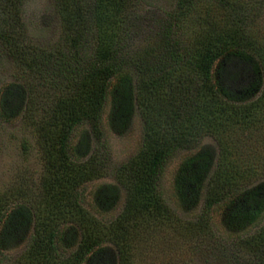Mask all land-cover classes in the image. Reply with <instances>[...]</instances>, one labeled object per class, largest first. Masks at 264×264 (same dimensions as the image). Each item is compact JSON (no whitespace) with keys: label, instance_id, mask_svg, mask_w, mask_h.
<instances>
[{"label":"trees","instance_id":"1","mask_svg":"<svg viewBox=\"0 0 264 264\" xmlns=\"http://www.w3.org/2000/svg\"><path fill=\"white\" fill-rule=\"evenodd\" d=\"M22 1L0 0V13L15 15L14 5ZM217 1L222 6L227 3ZM191 2L177 0L180 12L156 19L136 13L137 0H56L65 31V50L57 49L50 56L53 75L59 83H65L66 94L57 99L52 115V127L57 130L50 140L56 156L46 154L45 159L49 171L54 176L58 173L57 181L49 186L54 197L64 200L57 213H64L79 227L73 262L108 244L117 264H129V243L137 235L139 223L170 216L159 179L176 151L195 143L203 133H211L219 141L241 130L249 133L247 139L256 140L259 131H264V49L241 25L246 14L236 8L233 21L227 19L220 27L186 41L178 32V17L191 8ZM151 22L157 27L153 49L142 47L131 53V43ZM170 70L179 74L167 78ZM133 73H137L138 85L142 86L163 75L162 81L169 88L174 86V98L166 108L165 128L150 131L137 154L116 171L125 193L121 212L107 224L98 225V220L70 202L79 201L78 194L71 193L73 186L92 179L98 171L94 159L78 161L71 140L82 123L92 126L93 135L100 133L98 127L108 101L128 108ZM259 84L261 88L253 93ZM138 91L141 95V88ZM233 141L228 146L235 153L232 159L220 160L208 175V158L186 156L172 173L170 193L180 206L202 195L206 210L216 206L224 209L226 224L253 226L251 234L233 244L245 254L240 264H264V151L258 152L263 147L257 143L238 145L235 138ZM240 157L246 164L240 165ZM257 174L260 183L250 189V178ZM17 208L15 212L21 215L22 207ZM5 211L0 207V227ZM63 235V229L53 227L41 236L34 235L28 248L30 264H51L49 259L57 256Z\"/></svg>","mask_w":264,"mask_h":264},{"label":"rangeland","instance_id":"2","mask_svg":"<svg viewBox=\"0 0 264 264\" xmlns=\"http://www.w3.org/2000/svg\"><path fill=\"white\" fill-rule=\"evenodd\" d=\"M176 3L177 0H137L135 12L163 19L181 11ZM191 3V8L178 17L182 39L191 41L206 30L220 27L227 19L233 21V10L237 8L246 14L245 23L241 21L245 32L264 49V0H227L223 6L217 0ZM14 6L15 15L0 13V207L2 211L6 209L0 227V264H30L28 248L32 237L41 236L51 227L63 229L64 234L57 256L53 254L49 259L51 264H117L115 252L108 244L78 263L72 261L79 227L64 213H57L64 200L54 197L49 187L58 179V173L54 176L49 171L45 159L46 154L56 156L50 140L57 130L52 127L53 109L57 99L66 94L65 83H59L53 75L50 56L57 49L65 50V31L56 0H23ZM149 24L145 33L131 43V53L142 47L153 49L157 27L154 22ZM133 74L128 108L108 101L101 115L100 133L93 135L92 126L82 123L71 140L78 161L92 158L98 171L92 179L73 186L71 193L78 194L79 201L70 202L98 220V225L107 224L121 212L125 193L116 171L137 154L150 131L165 128L166 108L174 98V86L169 88L162 81L163 75L142 86L138 85L137 73ZM178 74V70H170L167 78ZM260 88L261 84L253 93ZM248 134L235 130L218 141L211 133H203L195 143L176 151L159 179L170 216L151 217L139 223L138 233L129 243V264L241 263L245 254L233 242L251 234L254 227L226 224L224 209L216 206L206 210L202 195L180 206L172 197L170 186L173 171L186 156L208 158L205 175L212 173L220 160L232 159L235 153L228 146L235 143L234 138L238 145L261 144L263 148L258 152L263 153L264 131H259L256 140L247 139ZM245 160L237 159L240 165L246 164ZM257 175L250 178V189L260 183ZM18 206L23 209L21 215L15 212Z\"/></svg>","mask_w":264,"mask_h":264}]
</instances>
